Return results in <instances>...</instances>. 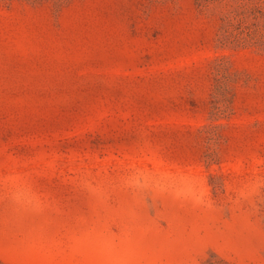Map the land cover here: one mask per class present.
I'll list each match as a JSON object with an SVG mask.
<instances>
[{
	"label": "rangeland",
	"instance_id": "rangeland-1",
	"mask_svg": "<svg viewBox=\"0 0 264 264\" xmlns=\"http://www.w3.org/2000/svg\"><path fill=\"white\" fill-rule=\"evenodd\" d=\"M0 264H264V0H0Z\"/></svg>",
	"mask_w": 264,
	"mask_h": 264
}]
</instances>
